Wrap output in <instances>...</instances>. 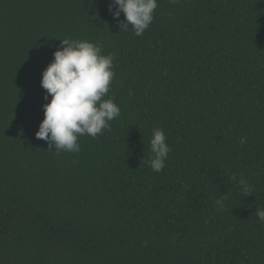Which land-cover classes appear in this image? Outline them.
<instances>
[{"label": "trees", "instance_id": "obj_1", "mask_svg": "<svg viewBox=\"0 0 264 264\" xmlns=\"http://www.w3.org/2000/svg\"><path fill=\"white\" fill-rule=\"evenodd\" d=\"M109 2L0 0V264H264V0H158L140 37ZM65 37L115 55L120 115L57 155L35 132Z\"/></svg>", "mask_w": 264, "mask_h": 264}, {"label": "clouds", "instance_id": "obj_2", "mask_svg": "<svg viewBox=\"0 0 264 264\" xmlns=\"http://www.w3.org/2000/svg\"><path fill=\"white\" fill-rule=\"evenodd\" d=\"M107 7L119 30L140 37L154 19L158 0H110ZM59 40L52 60L41 73L40 86L46 90L43 100L47 102L42 104L43 119L35 132V137L47 142L48 150L57 155L62 151L79 153L80 137L96 139L120 115L114 99H105L114 77L115 55L103 54L98 43L88 40L72 37ZM245 142L246 138L240 140L241 144ZM149 144L151 155L146 163L159 173L171 151L162 128L151 129ZM231 178L235 180L236 174ZM238 183L243 195L251 196L253 186L243 177ZM226 199L222 195L215 201L218 210L225 207ZM255 215L264 223V208H255Z\"/></svg>", "mask_w": 264, "mask_h": 264}]
</instances>
